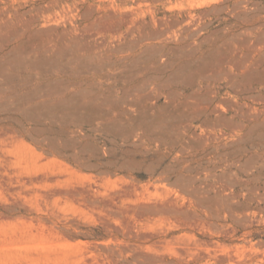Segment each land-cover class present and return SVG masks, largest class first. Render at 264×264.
<instances>
[{"label":"rangeland","instance_id":"1","mask_svg":"<svg viewBox=\"0 0 264 264\" xmlns=\"http://www.w3.org/2000/svg\"><path fill=\"white\" fill-rule=\"evenodd\" d=\"M0 264H264V0H0Z\"/></svg>","mask_w":264,"mask_h":264}]
</instances>
